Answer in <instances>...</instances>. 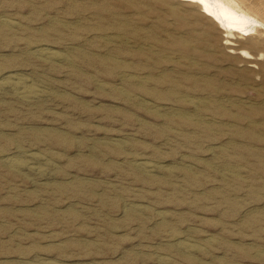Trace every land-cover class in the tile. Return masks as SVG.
Returning a JSON list of instances; mask_svg holds the SVG:
<instances>
[{"label":"rangeland","instance_id":"1","mask_svg":"<svg viewBox=\"0 0 264 264\" xmlns=\"http://www.w3.org/2000/svg\"><path fill=\"white\" fill-rule=\"evenodd\" d=\"M229 1L258 34L179 0H0V264H264V0Z\"/></svg>","mask_w":264,"mask_h":264},{"label":"bare ground","instance_id":"2","mask_svg":"<svg viewBox=\"0 0 264 264\" xmlns=\"http://www.w3.org/2000/svg\"><path fill=\"white\" fill-rule=\"evenodd\" d=\"M179 1L184 2V3H188L189 5H194V7L197 6L199 8L200 12L204 16H206V18L209 21H212L214 23L213 25L217 26L224 33L225 32L230 33V34L235 33V34L242 35L245 37H252L253 35H256L259 33L260 24L256 20H254L251 16H249L246 12L239 10L229 0H210V2L206 3V4H201V3L197 2V0H179ZM240 38L238 37L237 39L240 40ZM243 39L244 38L242 37V40ZM233 40H235V39H233ZM254 41H252V43ZM257 42L256 43L259 45L258 40H257ZM229 44H231V42H229ZM233 46H235V45H233ZM242 46H244V45H242ZM238 49H240V48H238ZM47 51L51 52V54L54 56H61V54H59L55 50L47 49ZM241 54L246 55V57H251L250 54L246 50H242ZM6 80H8V81L4 84L5 87L13 88L28 98H37L42 93L41 89H39L35 85L31 84L29 82V80H27L26 78L18 77V76L12 78V76H10ZM34 155H36V160H38L39 156H37L36 153H34ZM12 162L17 167H20V168L25 167L31 171L41 172L43 170V167L40 165V163H37L33 160L30 161L27 159H19L18 158V159H14ZM148 168L150 170H152L153 165H149ZM187 248L195 249L196 247H195V245L189 244V245H187Z\"/></svg>","mask_w":264,"mask_h":264},{"label":"snow or ice","instance_id":"3","mask_svg":"<svg viewBox=\"0 0 264 264\" xmlns=\"http://www.w3.org/2000/svg\"><path fill=\"white\" fill-rule=\"evenodd\" d=\"M197 2H199L201 4H206V3H209L210 0H197Z\"/></svg>","mask_w":264,"mask_h":264}]
</instances>
